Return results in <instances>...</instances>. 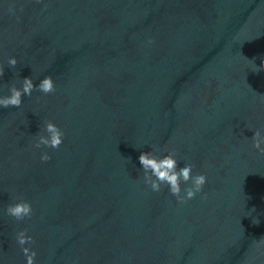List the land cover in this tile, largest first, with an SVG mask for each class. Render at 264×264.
I'll return each mask as SVG.
<instances>
[{
  "label": "clouds",
  "instance_id": "9594fccd",
  "mask_svg": "<svg viewBox=\"0 0 264 264\" xmlns=\"http://www.w3.org/2000/svg\"><path fill=\"white\" fill-rule=\"evenodd\" d=\"M39 2V0H38ZM253 64L254 61H252ZM18 61L15 57L8 59V65L15 67ZM264 71V61L259 67L255 66L253 72ZM4 75V68L0 65V77ZM37 90L45 95L54 93L56 85L53 78L45 76L38 85L33 83L32 78H24L21 80V87H16L15 84L11 85L8 89L9 95H0V107L19 108L22 105L23 96H31L33 91ZM47 133V135L43 134ZM64 132L57 124L51 120L44 122V128L38 135L34 147L39 149L41 147L58 149L63 143ZM252 139V147L256 149L260 155L264 156V136L260 130L254 132ZM176 151L169 150L163 157H157L150 152H142L139 156V163L143 170L144 183L153 191L160 192L162 185H167L169 193L174 196L178 203H186L188 200L193 199L197 193L203 190L207 182V173L199 172L193 175L194 165L192 163H185L182 167H178V160L176 159ZM48 152H43L40 156L41 162H48L51 160ZM187 188L183 189L181 184H189ZM5 214L13 218L17 222L31 219L33 215V208L29 201L19 199L15 203L9 204L4 210ZM259 221H257L258 223ZM28 229H22L16 233V241L21 247V251L26 258V264H36L37 252L31 247L25 245L35 244L32 236L28 235Z\"/></svg>",
  "mask_w": 264,
  "mask_h": 264
}]
</instances>
